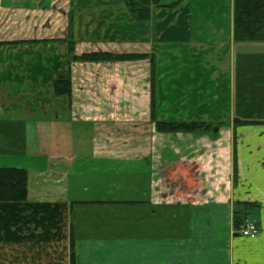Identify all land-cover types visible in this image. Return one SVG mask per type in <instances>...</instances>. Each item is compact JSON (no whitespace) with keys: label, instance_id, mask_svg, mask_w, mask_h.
<instances>
[{"label":"crops","instance_id":"crops-1","mask_svg":"<svg viewBox=\"0 0 264 264\" xmlns=\"http://www.w3.org/2000/svg\"><path fill=\"white\" fill-rule=\"evenodd\" d=\"M177 1L138 22L115 0H0V152L36 168L26 203H0V264H70L71 238L76 264H264V94L236 92L264 85V68L247 70L264 42L235 43L234 0ZM69 35L77 56H153L154 91L150 59L71 62ZM153 111L213 127L159 133ZM27 132L50 135L35 139L50 158L7 147ZM124 161L138 171L130 196L113 171ZM183 166L174 187L167 170ZM243 202L258 204L254 239L233 227Z\"/></svg>","mask_w":264,"mask_h":264},{"label":"trees","instance_id":"trees-1","mask_svg":"<svg viewBox=\"0 0 264 264\" xmlns=\"http://www.w3.org/2000/svg\"><path fill=\"white\" fill-rule=\"evenodd\" d=\"M125 4L131 16L138 22H148L151 19L155 8L164 7V0H115ZM182 0L174 3L178 5ZM234 41L235 43L244 42H264V0H234ZM68 52L71 62H126L150 59L152 64V81L154 91V66L153 56L142 54H111L106 52H95L77 56L74 54V41L67 40ZM72 83L68 72L54 83L55 93L59 96L71 97ZM154 107V94H152ZM152 119L159 133H198L211 131L213 125L206 122H169L157 121L152 113ZM263 123L262 121H243L234 120V125H254ZM236 171V167H235ZM29 198V172L25 168L0 167V203L23 204ZM245 210L233 211V227L239 232L240 227L248 220L255 207L256 202H243ZM75 241L71 238L70 242V264L75 262Z\"/></svg>","mask_w":264,"mask_h":264},{"label":"rangeland","instance_id":"rangeland-1","mask_svg":"<svg viewBox=\"0 0 264 264\" xmlns=\"http://www.w3.org/2000/svg\"><path fill=\"white\" fill-rule=\"evenodd\" d=\"M255 55H259V52H256ZM254 57L251 56V59H253ZM249 66L251 67H247V70H253V75L255 74H258L260 72V70L262 68H264V60L260 57L258 58L257 60H254V61H251ZM240 66L239 65H236V70H237V73H236V76H237V79L239 80L240 78ZM238 85V84H237ZM1 90V88H0ZM251 89H240L236 88V92L237 94L238 93H245L246 95H253V96H261L262 94H264V85H259V88L255 89V92L253 91H250ZM2 97V96H1ZM3 98V97H2ZM217 127L214 128L213 131H215ZM49 131L50 132V128L49 127H45L44 131ZM44 137H46V139L44 140L45 142H48L50 143V135L49 136H40V137H29V133H25L22 137H9V143L7 145V147L11 150V151H14L15 148H18V143L17 142H20L22 144H27L26 141L28 142H32L34 144H36V153L38 154L36 157H40L41 158V155H46L48 156V158H50V148L47 144H40V143H37L35 141V139H38L39 142H42ZM93 144H98L96 142H94ZM99 145V144H98ZM19 149V148H18ZM34 154V153H32ZM99 151L97 150V154H93L95 155V157H98L99 155ZM23 154H17L16 153H12L11 154H2L0 152V166H4V167H14V168H22L24 167L25 169L28 170L29 172V177L32 175V172H36V168H32V163L33 161L32 160H28V161H25V160H22L20 159V157L22 156ZM51 163H48L47 165H50ZM114 166H116V163H112ZM121 163H119L117 166V168H115L113 171H118V173H120L121 175V178L123 179V181L127 182L129 185L126 186V189L122 190V193H126L128 194V196L132 195V192L133 189H132V182L135 181V179H137L138 177V171L136 170L135 167H133L132 165L129 166L127 162L124 161V164L122 166H120ZM158 174L161 173V170H158L157 171ZM184 173H188L186 167H176L175 169H173V175H171L169 169L167 170V175H170L169 176V180L171 182V185L173 184L174 187H179V184H178V181H179V178H177V174H184ZM192 179L194 180V178L192 177ZM170 183H169V186H171ZM135 187V185H133ZM173 187V188H174ZM145 188H146V185H145ZM18 206V204H17Z\"/></svg>","mask_w":264,"mask_h":264},{"label":"built area","instance_id":"built-area-1","mask_svg":"<svg viewBox=\"0 0 264 264\" xmlns=\"http://www.w3.org/2000/svg\"><path fill=\"white\" fill-rule=\"evenodd\" d=\"M241 233L244 237L255 238L259 234V227L256 222L248 221L242 226Z\"/></svg>","mask_w":264,"mask_h":264},{"label":"water","instance_id":"water-1","mask_svg":"<svg viewBox=\"0 0 264 264\" xmlns=\"http://www.w3.org/2000/svg\"><path fill=\"white\" fill-rule=\"evenodd\" d=\"M217 131V129L215 130V132Z\"/></svg>","mask_w":264,"mask_h":264}]
</instances>
